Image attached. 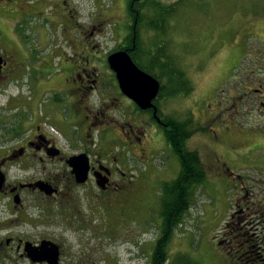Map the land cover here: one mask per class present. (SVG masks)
<instances>
[{"label": "flooded vegetation", "instance_id": "1", "mask_svg": "<svg viewBox=\"0 0 264 264\" xmlns=\"http://www.w3.org/2000/svg\"><path fill=\"white\" fill-rule=\"evenodd\" d=\"M139 2L126 0V10L139 9ZM109 22L90 18L86 27L73 0H0V264H17V256L27 264H48L33 263L24 253L25 242L39 245L43 240L59 246V264H91L82 255L67 257L64 244L53 238L21 234L39 225L73 228L81 216L79 190H84L88 208L107 194L122 203L138 195L127 164L135 147L151 143L157 127L164 136L169 116L162 115L165 97L159 96L162 86L173 87L166 76L171 56H160L159 93L151 108L141 109L121 91L111 69V82L104 81L94 59L95 54L109 57L119 51L144 58V24L138 26L127 12L124 31L113 29L114 44L104 50L101 38ZM53 26H62L64 45L49 52L47 28ZM156 36L151 56L163 54ZM260 81L251 92L264 111ZM239 97L228 98L229 103ZM218 105L223 111L219 116L227 115L230 108ZM73 159L77 167L87 168L84 182L69 164ZM233 176L245 192L217 246L229 264H264V205L248 193L244 178ZM34 210L37 221L31 219Z\"/></svg>", "mask_w": 264, "mask_h": 264}, {"label": "rangeland", "instance_id": "2", "mask_svg": "<svg viewBox=\"0 0 264 264\" xmlns=\"http://www.w3.org/2000/svg\"><path fill=\"white\" fill-rule=\"evenodd\" d=\"M125 1L73 0L86 27L90 18L111 21L101 38L104 50L114 44L113 29H123ZM157 1L173 4L178 0ZM112 21L117 24L113 26ZM166 23V34L144 28L145 45L150 48L156 35L165 42L163 54L158 55L171 56L166 73L173 90L181 86L177 71L184 73L188 79L184 88L191 90L165 96L160 109L163 116L193 119L197 130L187 145L201 154L208 171L194 205L175 230L166 264H229L216 241L245 189L237 186L224 166L241 175L248 193L264 205V111H259L251 92L264 80V0H182ZM63 38L62 26L48 27L46 50L64 45ZM94 60L104 81L111 82L108 55L95 54ZM235 94L242 97L229 103ZM220 102L230 108L227 115L219 116ZM157 130L149 145L132 150L127 164L138 195L122 203L107 194L92 200L88 208L84 190H79L81 216L73 228L39 225L21 236L53 238L64 244L67 257L82 255L91 264H148L160 231L161 184L175 179L180 170L161 128ZM34 211L31 219L37 221L39 213ZM181 255L187 256L185 262L175 259ZM17 258V264H27Z\"/></svg>", "mask_w": 264, "mask_h": 264}, {"label": "trees", "instance_id": "3", "mask_svg": "<svg viewBox=\"0 0 264 264\" xmlns=\"http://www.w3.org/2000/svg\"><path fill=\"white\" fill-rule=\"evenodd\" d=\"M132 1L137 2V0H129V3ZM138 2L140 4L139 9L132 10L130 7L127 8L128 17L137 19L138 26L143 23L144 28L148 29L150 33L166 34L168 27L166 20L176 14V6L182 3V0H178L173 4L162 3L157 0H138ZM153 43L150 48L148 44L146 45L144 58L139 59L135 58L134 55L131 56L143 71L159 80L161 78L156 68L160 61V56H151L150 51L157 45V43ZM164 46H167L165 42L162 43L160 48L163 52ZM177 72L179 73L178 83L181 86L175 90H173V87L167 89V87L162 86L160 98L170 97L169 95L177 94L180 91L191 90V88H184L188 84V79L184 77V73ZM164 123L165 140L178 158L180 170L175 179L161 184L159 197L160 231L154 242L151 252L152 257L148 264H165L170 258L169 246L175 235V230L184 222L185 216L189 213L188 210L194 205L198 188L206 181L208 172L201 154L195 149H190L187 145V142L197 130L193 119L191 117L183 119L167 117ZM186 257L181 255L175 259L185 262Z\"/></svg>", "mask_w": 264, "mask_h": 264}, {"label": "water", "instance_id": "4", "mask_svg": "<svg viewBox=\"0 0 264 264\" xmlns=\"http://www.w3.org/2000/svg\"><path fill=\"white\" fill-rule=\"evenodd\" d=\"M108 62L116 75L121 91L141 109L151 108L153 106L152 101L160 89L159 82L140 70L124 51L111 54L108 57ZM69 164L77 171L78 181L84 182L87 179V168L77 167L74 164V159L70 160ZM24 253L33 263L59 264V246L49 240H43L39 245H33L29 241L25 242Z\"/></svg>", "mask_w": 264, "mask_h": 264}]
</instances>
